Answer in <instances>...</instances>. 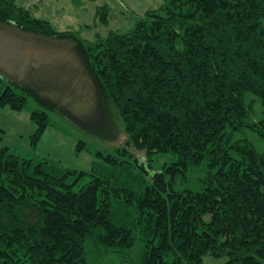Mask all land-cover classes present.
I'll use <instances>...</instances> for the list:
<instances>
[{
	"label": "trees",
	"instance_id": "trees-1",
	"mask_svg": "<svg viewBox=\"0 0 264 264\" xmlns=\"http://www.w3.org/2000/svg\"><path fill=\"white\" fill-rule=\"evenodd\" d=\"M0 23L70 42L92 94L83 111L0 74V105L32 103L34 143L58 118L125 135L109 152L80 138L88 171L0 148V264H264V0H162L94 40L15 0Z\"/></svg>",
	"mask_w": 264,
	"mask_h": 264
},
{
	"label": "rangeland",
	"instance_id": "rangeland-1",
	"mask_svg": "<svg viewBox=\"0 0 264 264\" xmlns=\"http://www.w3.org/2000/svg\"><path fill=\"white\" fill-rule=\"evenodd\" d=\"M15 1L17 5L28 8L34 17L51 22L57 30H77L82 37L89 40H94L96 34L104 37L109 31H129L147 9L156 8L162 2V0ZM104 4L110 7L107 24L98 22L95 15L97 7ZM85 25L90 27L84 28ZM69 43L40 35H22L18 31L13 32L7 24L0 23V74L6 79L21 80L22 83L30 84L64 103L79 105L80 102V109L86 111L91 104L92 94L88 90L76 55L68 46ZM31 107H33L31 102L28 108L19 110L0 105V148L7 147L10 152L20 156L52 159L64 167L88 171L91 163L98 158L85 149L75 150L80 138H84L91 147L103 152H109L114 145H120L125 141V135L122 133L114 143L85 136L79 130L64 126L58 118L56 119L58 128L48 126L34 143L36 124L30 117ZM255 110L258 114L257 104ZM252 139L256 147H260L259 142ZM138 155L142 157L140 153ZM191 187L197 189L198 185L192 184ZM89 255L93 254L89 252ZM224 260L207 255L203 264H222ZM93 263L120 264V261L115 255H106L99 259V263L95 260Z\"/></svg>",
	"mask_w": 264,
	"mask_h": 264
}]
</instances>
